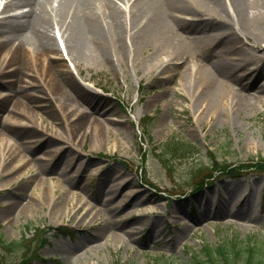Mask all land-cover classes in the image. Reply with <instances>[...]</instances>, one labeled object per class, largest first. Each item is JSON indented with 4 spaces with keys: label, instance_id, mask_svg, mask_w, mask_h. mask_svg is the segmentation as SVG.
<instances>
[{
    "label": "rangeland",
    "instance_id": "rangeland-1",
    "mask_svg": "<svg viewBox=\"0 0 264 264\" xmlns=\"http://www.w3.org/2000/svg\"><path fill=\"white\" fill-rule=\"evenodd\" d=\"M6 1L0 0V28L5 19L23 9L18 5L1 9ZM126 2L116 0L127 13ZM251 11L256 12V18L264 17L255 7ZM177 15L184 19L195 17ZM53 29L49 27L52 36ZM246 33L244 44L250 41L264 47V22ZM190 36L184 33V38ZM131 41L132 38L127 39V48L121 54L110 51L112 63L90 51L79 64L67 54L57 63V85L74 97H87L79 109L89 112L91 119L80 123L76 138L72 139L69 133L77 117L72 107L63 113L53 107V101L43 99L32 104L28 113L20 110L22 114L14 115L15 118H9L6 111L0 114L1 123L26 124L19 135L3 139V145H31L32 158L50 167L41 180L34 176L28 161L18 178L7 179L12 170L20 167L15 168L11 161L5 164L7 172L0 173V264H18L30 249L37 255L32 264H187L195 258L204 260L205 245L217 246L228 239H234L240 249L246 243L263 245L264 171L248 169L238 179L214 176L215 180L209 179L211 182L195 193H190L195 188L189 190L186 185L195 186L198 174L207 171L210 156L214 155L223 165H247L264 159V94L256 92V87L264 84V75L257 82L252 81L258 72L264 74V49L243 48L238 56L246 60L242 67L247 71L243 80L246 87L235 86L234 82L230 86L245 94L247 102L231 103L233 109L239 107L236 112L229 107L222 115L206 117L205 111L201 113L195 105L187 83L181 86L179 74L170 75L169 69L174 65L178 66L177 71L183 67L190 70L184 59V66L170 61L179 56L178 50L171 46L159 48L155 40L136 43L133 48ZM216 42L210 33H205L196 43L206 53L213 50ZM217 51L219 56H235ZM256 51L257 56H252ZM66 70L78 88L70 87L62 73ZM195 75L192 69L191 76ZM5 95L6 91L0 88V99ZM41 106L56 112L58 119L42 111ZM102 106L108 111L104 112ZM161 118L163 122L159 124ZM93 120L101 122L104 131L98 132ZM48 123L59 127L63 135L48 146L56 149L55 154L45 147H36L38 138L28 133L31 129H44ZM172 139L181 140L194 151L187 156L167 157L170 171L158 153ZM63 146L69 147L61 152ZM72 150L77 158H72ZM200 163L205 167L190 178L192 168ZM82 164L86 166L79 172ZM118 175L115 192L96 193L95 199L90 196L103 180H113ZM136 192L143 199L135 197L128 203ZM143 211L145 216L136 219L137 213ZM106 220L111 221V226L97 235L95 228ZM156 220L158 224L152 226L151 221ZM59 224L67 227L69 235L54 229ZM183 225H187L184 237L173 242V233ZM128 232L133 233L128 237ZM44 237L46 242L41 243ZM255 258L253 264L264 261L262 256Z\"/></svg>",
    "mask_w": 264,
    "mask_h": 264
},
{
    "label": "bare ground",
    "instance_id": "bare-ground-1",
    "mask_svg": "<svg viewBox=\"0 0 264 264\" xmlns=\"http://www.w3.org/2000/svg\"><path fill=\"white\" fill-rule=\"evenodd\" d=\"M127 1L126 13L116 3V0H7L1 9L13 5H18L23 9L20 13L5 19L3 27L0 28V88L6 91V95L0 99V114L6 111L9 118H12L14 115H21L20 110L28 113V110L32 109V104L43 99L53 101V107L63 113L65 109L72 107L73 113H77L69 131L72 139L77 137L79 132L76 129L80 123L91 119L89 112L79 109L81 104L87 102V97L84 94L74 97L55 81V75L59 72L56 66L62 60L63 52L55 35L52 36L49 33V27L52 28V26L60 30L59 35L65 52L77 64L88 51L112 63L111 58L108 57L110 51L114 50L121 54L122 50L127 48L129 38H132L133 48L134 44L138 45L152 40L158 42L159 48L174 47L178 50L176 53L179 56L167 59H171V62H180L183 66L182 59H184L190 64V70L183 67L182 70L177 71L178 66L174 65L169 69L170 75L174 76L178 73L181 86L187 83L186 86L194 96L195 105L199 106L196 107L200 108L201 113L205 111L206 117L222 115L223 110L228 111L231 108V112L233 110L236 112L239 107L236 106L233 109L231 103L238 105L247 102V96L240 91H233L230 83L234 82L235 86L246 87L243 82L246 76L242 75L247 72L242 68L246 60L238 58L240 51L243 48H252L257 51L264 49L259 43L254 44L255 46L250 41L244 44V38H247L246 30L264 22V17L256 18V12L251 11V8L255 7L258 13L264 16V0ZM177 13L191 14L195 17L179 18ZM184 33L191 36L184 38ZM205 33H210V37L217 41L210 53V57L213 56L211 59L209 54L197 48L196 42L200 41ZM251 37L256 42V38L252 35ZM219 49L223 52L234 53L236 57L226 54L225 57L224 55L218 56L217 50ZM257 51L252 53V56H257ZM192 69L196 71L193 77L191 76ZM62 73L66 75L71 88H78L69 70L62 71ZM263 75H259L258 72L252 81L260 79ZM251 87L252 84H249L248 88ZM256 92L264 94V84L258 85ZM161 94L162 92L156 96L159 98ZM98 107L97 104L95 109ZM102 109L104 112L108 111L107 107L102 106ZM41 110L57 118V113H53L48 106H41ZM79 110L80 113H78ZM162 122L161 118L159 124ZM93 124L98 132L104 131L105 127L101 122L93 120ZM25 125L0 122V173L7 172L5 164L11 161L15 168L20 167L12 170L11 177L8 175L7 179L18 178L24 172L23 164L27 165L28 161L34 176L41 180L42 175H45L50 167L47 163L32 158L29 152L31 145H19L16 148L3 145V139H7L10 135H19ZM28 133L38 138L36 147H45L46 151L54 154L56 149H50L48 146L55 139L63 137L59 127L55 124L50 126L49 123L44 129L42 127L31 129ZM64 141L68 142V140ZM68 147L63 146L61 152ZM71 154H73L72 158L78 157L76 151L72 150ZM72 158L68 159V164ZM85 166L82 164L77 170L83 171ZM118 177L119 175L113 180H103L97 185L96 192H91L90 196L95 199L97 198L96 193L99 194L106 190L115 192L119 183L114 180H118ZM51 184L55 186L53 182ZM135 197L143 199L136 192L128 203ZM144 216V211L137 213L136 219ZM110 222L106 220L100 223L94 232L97 235L105 233L104 231L111 226ZM151 222L152 226L158 224L157 220ZM185 226L187 225H183L173 233L171 238L173 242L180 241L184 237L187 231ZM132 233L128 232L127 236L129 237ZM119 237L123 239L122 236Z\"/></svg>",
    "mask_w": 264,
    "mask_h": 264
},
{
    "label": "trees",
    "instance_id": "trees-1",
    "mask_svg": "<svg viewBox=\"0 0 264 264\" xmlns=\"http://www.w3.org/2000/svg\"><path fill=\"white\" fill-rule=\"evenodd\" d=\"M194 149L192 146L184 143L181 140H169L165 143L164 148L161 150V153H158L160 156V160L162 163H165V166L168 170H172L170 165L167 163V157H175L188 155V153L193 152ZM211 160L207 163V171L205 173L198 174L199 178L197 179L195 186L192 184H187V187H192L191 190H199L204 185L208 183V180L215 176V174H227L233 177H239L241 175V171L248 169H260L264 171V159L260 158L257 161L248 163L247 165H234L233 163H226L223 165L220 161L215 160L214 155L210 156ZM224 162V161H221ZM225 163V162H224ZM205 165L202 163L195 165L191 170V176H196L197 172L203 170ZM188 179V178H187ZM193 190V191H194ZM61 230V233L65 234L66 231L63 226L58 227ZM2 241V240H1ZM4 242L2 241V244ZM262 246L253 245L250 243H246L245 246L239 248V246L235 243L234 239H228L217 246L205 245L203 251L204 260L195 259L196 261L189 262L187 264H253V256H256L259 259L260 256L264 258V242ZM6 246H10V243H7ZM36 254L33 250H29L23 255V258L18 264H31L30 260L35 258ZM255 258V259H256ZM264 264V261L257 260L256 264ZM155 264H160L159 262H155Z\"/></svg>",
    "mask_w": 264,
    "mask_h": 264
}]
</instances>
